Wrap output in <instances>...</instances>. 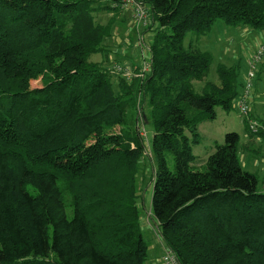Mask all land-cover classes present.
Returning <instances> with one entry per match:
<instances>
[{"label":"trees","instance_id":"16d2710c","mask_svg":"<svg viewBox=\"0 0 264 264\" xmlns=\"http://www.w3.org/2000/svg\"><path fill=\"white\" fill-rule=\"evenodd\" d=\"M107 1L0 0V264H144L143 124L164 248L179 264H264V191L241 166L239 134L192 167L199 124L234 108L238 63H217L198 93L212 56L184 44L218 20L264 29V0H141L155 24L149 70L129 77L88 59L111 50L114 18L95 19L117 12Z\"/></svg>","mask_w":264,"mask_h":264},{"label":"rangeland","instance_id":"374dc122","mask_svg":"<svg viewBox=\"0 0 264 264\" xmlns=\"http://www.w3.org/2000/svg\"><path fill=\"white\" fill-rule=\"evenodd\" d=\"M106 4L114 6L117 12L114 13L105 10L99 11L96 13L95 19L99 23H105L111 17L114 18L113 21L115 27L112 29L111 38L106 40L107 48L111 50L106 55L91 54L88 59L89 61H104L105 65L108 67L111 64L117 63L122 67L124 66L128 68V70L132 72V68L135 65L141 67L143 65L142 60H148L150 56L148 44L151 40V37L153 36L152 27H155V24L147 29V26L150 23V17L148 13L146 25H140L137 31L135 29L136 24L134 18H131L130 16V4L125 3V0H112L110 2L107 1ZM190 40H192L193 44H196L202 50L208 51L212 56V62L204 79L200 81H191L194 90L200 93L205 81L216 80L215 67L219 62H222L226 65H232L237 64L238 61V75L242 83L243 77L246 73V61L249 55L253 53L257 46L264 44V29L255 30L247 27L246 30H243V28L240 26H227L218 20L214 23L210 32L205 36L196 38L195 36L188 35L184 40V44L187 45ZM126 41L128 43H126ZM227 52L228 54H226ZM233 57H235L236 60H232L234 59ZM261 63L262 66L259 69V65ZM255 71L257 77L255 76V78L252 79V85L250 88L251 97H249V102L251 100V103L248 102L249 114L250 105L252 112V107H256L258 111L260 110V107H264V55L259 64H257ZM117 75L118 73L113 72L114 79L117 77ZM39 86H41L39 80L30 82V87L32 88ZM254 111L258 114V116H262V114H259V112H257L255 109ZM215 112L216 117L214 120L203 121L198 126V132L201 136V141L199 144L192 145V152L196 156V161L192 163L193 169H204V163L207 155L211 153L215 144L223 142L224 135L227 132L234 131L239 134V155L240 158L243 157V153L241 152L243 150V145L241 144L247 138L245 135L246 132L244 124L242 123L243 116L240 115L238 108L235 105L234 108L229 111H224L220 107H216ZM258 116L256 117L252 115V117L264 124V121H262V119H260ZM140 133H144L143 138L146 150L143 153V157L139 161L140 169L138 171L139 187L141 189L140 198L138 199V205L140 207V226L143 237L147 243V259L144 264H160L162 248L159 245V239L156 234V221L150 210L152 185L150 182H147L151 169L149 167V153L147 150V144H149L151 141L153 128L150 124H143ZM260 150L264 152V145ZM260 156L262 161L259 158L255 163V169H253L258 182L261 181V178H263L262 163L264 160V155L257 154V157ZM242 159L244 160L245 158ZM147 221L150 222L151 226L148 225L149 223H147Z\"/></svg>","mask_w":264,"mask_h":264},{"label":"built area","instance_id":"2783aa9c","mask_svg":"<svg viewBox=\"0 0 264 264\" xmlns=\"http://www.w3.org/2000/svg\"><path fill=\"white\" fill-rule=\"evenodd\" d=\"M125 3L131 5L130 16L131 18H134L136 24V27L135 26L134 27L138 31V27L140 25L143 26L146 25V20L148 19L149 7L146 4H144L141 0H125ZM126 43L128 42L126 41ZM263 55H264V44H260L259 46H257V48L253 51V53L249 55L246 61L247 68H246L245 76L242 81L241 88L233 102V104L238 108L240 115L246 118L248 129L255 136H257L259 133L264 134V124L261 123L256 118L250 116L248 109L249 108L248 102L251 92L250 88L252 85V79L255 78L256 76V71H255L256 66L261 61ZM142 61H143V65L141 67L138 66V70H139L138 76H142L145 72L149 70V61L148 60H142ZM114 67L116 71L122 72V74L126 77H129L132 74V72L124 66L122 67L115 65ZM140 134L142 137H144V133H140ZM161 263L179 264L173 252L166 248L163 249V253L161 255Z\"/></svg>","mask_w":264,"mask_h":264},{"label":"crops","instance_id":"0c3cea01","mask_svg":"<svg viewBox=\"0 0 264 264\" xmlns=\"http://www.w3.org/2000/svg\"><path fill=\"white\" fill-rule=\"evenodd\" d=\"M243 30H246V27H244ZM226 54H228V52ZM223 55H224V53H223ZM233 58L234 59H232V60H236L235 57H233ZM237 63H238V61H237ZM261 66H262V63L259 65V69H260ZM256 77H257V75H256ZM249 103H251V100H250ZM252 109H253V112L251 111V105H250V113L253 116H256L257 117L258 114L255 113V111H254V109H255L257 112H259V114H262V116H258V117L260 119H262V121H264L263 120L264 119V107H260V110L259 111L257 110L256 107H252ZM245 135H246L247 138L241 144V145H243L242 146L243 147V150L241 151L243 153V157L242 158H245V159L243 160L242 158H240V163H241V166H242L243 169H245V170H247L249 172L254 173V170L253 169H255L254 166H255L256 161L259 158L262 161L261 156L260 157H257V154L264 155V152H262L260 150L263 147V145H264V139H263L264 138V134L261 133V134H258L257 136H253V135L252 136H248V133L246 132ZM241 161H243V162H241ZM262 168H263V171H262L263 178H261V181H259V188H260L261 191H264V160H263V163H262ZM148 225L151 226L150 224H148ZM159 245L161 246L162 253H163L164 245H163V243H162L161 240H159ZM160 264H162L161 263V257H160Z\"/></svg>","mask_w":264,"mask_h":264}]
</instances>
